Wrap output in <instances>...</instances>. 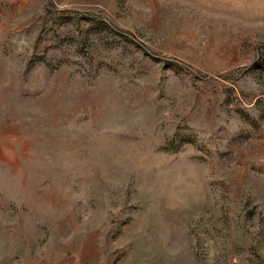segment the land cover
<instances>
[{
	"label": "rangeland",
	"instance_id": "rangeland-1",
	"mask_svg": "<svg viewBox=\"0 0 264 264\" xmlns=\"http://www.w3.org/2000/svg\"><path fill=\"white\" fill-rule=\"evenodd\" d=\"M0 264H264V0H0Z\"/></svg>",
	"mask_w": 264,
	"mask_h": 264
}]
</instances>
